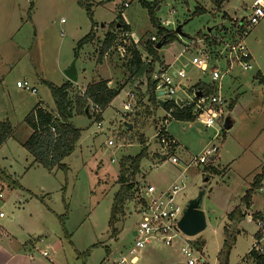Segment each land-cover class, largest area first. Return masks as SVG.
<instances>
[{
  "label": "rangeland",
  "instance_id": "374dc122",
  "mask_svg": "<svg viewBox=\"0 0 264 264\" xmlns=\"http://www.w3.org/2000/svg\"><path fill=\"white\" fill-rule=\"evenodd\" d=\"M253 1L159 0L155 17L159 22H172L168 31L174 32L180 25L185 37L180 38L181 43L158 50L160 61L153 64V80L158 81L160 73L183 70L185 79L175 81L186 89L176 88L175 100L190 102L196 85L214 89L211 95L225 101L223 121L228 119L231 124L226 128L218 122L205 128L198 121L171 120L148 100L143 70L129 69L126 48L134 43L146 66L150 58L144 45L151 37L158 39L139 0H89L91 19L78 0H0V122L7 121L12 130L0 146V190L4 197L0 202V228L6 231L0 233V264H117L121 258L128 264L133 257L137 258L135 264H186L178 239L172 247L154 241L144 250L129 254L134 248L132 233L140 222L133 203L114 224L115 236L108 227L112 200L119 189L120 161L138 154L142 145L148 157L141 162L135 183L160 191L182 181L184 186L176 196L182 208L203 190L201 211L207 228L186 238L204 242L200 250L205 261L218 264L224 229H228L235 236L228 264H240L258 232L256 223L249 222L247 216L255 219L256 214L264 215V179L262 191L254 192L249 209L240 206L253 178L264 171V19L244 39L251 69L233 64L228 70L226 54L220 59L212 56L204 71L190 61L202 49L210 52L204 38L208 30L221 35L218 29H229L233 18L247 19ZM124 2H129L128 8H123ZM197 8L203 14H194ZM119 17L129 28L125 52L112 47L97 62L105 35L120 29L114 28ZM93 24V41L77 49ZM163 58L172 63L171 71H167ZM73 62L77 80L71 97L98 79L109 82L111 88L120 84L125 88L99 114V120L90 116L95 115L92 107L89 118H72L70 123L79 132L74 152L63 160L65 171L48 172L39 165L31 166L32 158L22 146L30 134L25 118L37 104L56 113L44 81L60 86ZM214 68L222 75L217 82L211 80ZM18 81L34 87L36 94L17 88ZM155 93L159 101H166L158 90ZM127 104L130 109L123 110ZM156 126L158 130L164 128L165 136L176 143L178 166L162 159ZM213 145L218 148L214 160L182 172L192 157ZM238 206L244 216L233 225L228 215ZM261 243L264 245V238ZM87 251L89 255L83 256Z\"/></svg>",
  "mask_w": 264,
  "mask_h": 264
},
{
  "label": "trees",
  "instance_id": "16d2710c",
  "mask_svg": "<svg viewBox=\"0 0 264 264\" xmlns=\"http://www.w3.org/2000/svg\"><path fill=\"white\" fill-rule=\"evenodd\" d=\"M139 2L141 6L146 9L150 23L156 28L158 39L156 38V42L154 43L147 40L144 45V51H146L147 56L150 58L148 63L149 65L146 66L144 65V61H142L136 45L131 44L128 46L126 48V51L130 54L128 67L133 72L143 70L142 72H144L147 77L148 100L156 108L161 107L166 113H169L171 110L172 120L192 123L194 122V117L191 113V105L187 107H180L174 102L165 101L163 106H161V101L157 99L155 93L157 81L153 80V64L159 62L160 58L157 55L158 50L155 49V46L157 42H162L164 43V46H166L174 42H178L179 38L175 32L160 28L159 21L155 17V14L159 9V0H153L152 2L140 0ZM78 4L86 11L88 17L91 19L92 12L89 0H78ZM203 12V10L197 8L195 9L194 14H203ZM94 26L95 25L93 24L92 30L89 34L77 43V49L93 41ZM117 26H119L120 29L116 30V33H107L102 40L98 51L97 62H100L112 47L120 45L118 40L122 33H128L129 28L123 23L121 17H119L118 23L114 24V28L116 29ZM145 67L146 70L144 69ZM262 81L263 80L260 79V82ZM44 84L50 92L56 113L53 114L52 112L42 108L40 104H37L25 118V124L30 129V135L22 146L32 158V165H39L48 172L56 169L65 171L66 166L63 164V160L74 152L76 144L79 140L78 130H76L70 123L72 118L76 115L86 116L85 110L88 106L89 108L97 107L100 111L99 114H101L102 111L119 95L125 85L120 84L111 88L105 80H99L97 82L92 81L85 87L82 93H76L71 97L73 83L69 81L64 82L60 86H55L49 82H44ZM196 86V90L200 91L203 95L208 96L211 95V92H214L212 91L214 89L204 87L202 85ZM99 114L90 116L96 117L95 119L99 120ZM159 130L158 133L160 132V135H165L164 129L160 128ZM11 134L12 130L8 122H0V146L11 136ZM140 143L142 145V141ZM147 157V149L144 145H142L138 154L135 156H126L120 161L119 176L117 181L119 189L113 197L108 221V227L112 230V236H115L116 234L114 224L120 217H124L129 211L127 205L133 203V205L137 208V206L141 207L144 204V201L139 195L141 185H137L134 179L140 173L141 162ZM211 169L213 172H216V170L212 167ZM263 179L264 171L253 178L249 189L240 199V206H243L245 209H249L252 195L261 188ZM240 206L235 208L234 211L228 215V220L233 225L243 219L244 215L240 210ZM262 216L263 215L261 214L254 215L255 219H261ZM260 238L261 236L257 232L254 239L259 240ZM234 242L235 236L230 232V230L224 229V241L217 254L218 264H228V256ZM194 246L201 249L204 246V242L195 241ZM88 253V251L83 253V256H88ZM242 260H247L250 264H264V256L255 254L252 251L249 252Z\"/></svg>",
  "mask_w": 264,
  "mask_h": 264
},
{
  "label": "built area",
  "instance_id": "2783aa9c",
  "mask_svg": "<svg viewBox=\"0 0 264 264\" xmlns=\"http://www.w3.org/2000/svg\"><path fill=\"white\" fill-rule=\"evenodd\" d=\"M140 1V0H139ZM152 2L153 0H146ZM129 2L123 3V8H128ZM174 12L171 11L170 15ZM264 19V0H254L250 6V13L247 19L233 18L229 29H224L221 27L218 29V33L212 34L209 32L204 36L207 44L206 47L210 52L202 49L199 51V55L194 56L190 64L195 68L204 71L207 68V63L209 59L213 56L216 59L224 58L228 70L231 69L233 64L239 65L243 70L251 69L250 61L251 57L246 47L244 46V39L248 35V32L258 23ZM63 22V21H61ZM160 28L166 29L172 22L169 19L160 21ZM152 43L156 42L155 37L149 39ZM118 50L122 53L125 52V45L128 41V33H122L119 36ZM227 72V71H226ZM222 75L219 71L214 68L211 70V80L217 82L221 79ZM156 90L159 91V96H162L168 102H174L177 105L179 101L181 104L177 105L180 107L192 106V115L194 121H198L205 128H212L215 123L223 120L224 109L226 107L225 101L219 97V95H203L200 91H193V99L189 101H182L181 99H173L176 93V88L181 89L182 86L175 80L185 79V74L183 70L171 73H164L158 76ZM16 87L19 89L29 90L31 94H36V90L31 88L26 82H17ZM199 92L200 97L196 98L195 93ZM133 99V95H131ZM130 105H124L123 110H129ZM93 111L96 115L100 113L97 107H93ZM167 116L171 118V110L166 113ZM164 129V128H161ZM160 131V130H159ZM159 138V143L162 146L163 153L171 164L174 166L179 165V160L174 154L175 142L168 139L165 135H160L157 133ZM108 145H112L109 142ZM218 148L216 146H211L206 148L199 156H194L190 159L187 166L182 170L185 171L189 166L198 167L203 164H207L211 160H214ZM183 182H174L165 190L157 191L152 185H141L139 191L140 198L144 201L143 206L135 209L139 214L140 222L137 228L133 231L134 233V248L129 252L130 255L134 254L135 251L144 250L152 242L157 241L165 247H172L174 240L178 239L181 242L180 253L186 260V264H208L205 259L202 250L194 246V242L187 240L177 227L178 221L182 216L183 208L176 203V196L183 188ZM262 191V188L259 189ZM3 193L0 190V202H3ZM3 214L0 213V218ZM249 222H255L258 228V233L261 236L259 240H255L252 248L249 252H253L258 255L264 256V245L261 240L264 238V215L261 219H254L251 215L247 216ZM42 256H47L46 252L41 253ZM137 261L136 257H133L128 261V264H135ZM117 264H127L125 258H121ZM240 264H250L247 260H242Z\"/></svg>",
  "mask_w": 264,
  "mask_h": 264
},
{
  "label": "water",
  "instance_id": "95a60500",
  "mask_svg": "<svg viewBox=\"0 0 264 264\" xmlns=\"http://www.w3.org/2000/svg\"><path fill=\"white\" fill-rule=\"evenodd\" d=\"M179 38L185 37L181 32V26L179 25L174 31ZM209 33V32H208ZM164 46V43L157 42L155 49L160 50ZM64 76L67 81L75 83L77 80L75 71V62H73L70 67L64 72ZM195 97L199 98L200 93L196 92ZM164 102H161L163 106ZM178 105L181 103L178 101ZM85 115L89 118V106L85 110ZM130 128V126L128 127ZM165 159V156H162ZM212 161V160H211ZM204 191H200L196 198L189 200L183 207L182 216L178 221V230L186 237L192 238L203 232L207 228V223L203 212L201 211V201L203 198ZM134 236V233H132Z\"/></svg>",
  "mask_w": 264,
  "mask_h": 264
},
{
  "label": "crops",
  "instance_id": "0c3cea01",
  "mask_svg": "<svg viewBox=\"0 0 264 264\" xmlns=\"http://www.w3.org/2000/svg\"><path fill=\"white\" fill-rule=\"evenodd\" d=\"M157 20H158V19H157ZM124 21H125V20H124ZM158 21H159V20H158ZM126 24L128 25V23H126ZM208 32H209V30H208ZM178 38H179V37H178ZM178 42L181 43V42H180V38H179V41H178ZM133 44H134V43H133ZM163 57H164V56H163ZM0 58H1V56H0ZM163 61H164V66L167 67V71H169V70L171 71L172 63L168 64L164 58H163ZM0 68H1V65H0ZM1 73H2V72L0 71V76H1ZM99 80H100V79L96 80L95 82H97V81H99ZM66 81H67V79H66ZM66 81H65V82H66ZM105 81H106V80H105ZM18 82H19V81H18ZM44 82H46V81H44ZM178 83H179V82H178ZM62 84H63V83H62ZM62 84H61V85H62ZM109 84H110V83L108 82V86H109ZM179 84L182 86V89H186L185 86H184L182 83H179ZM121 85H122V84H121ZM109 87H110V86H109ZM194 87H196V86H194ZM31 88H34V87H31ZM124 88H125V86L123 87V89H124ZM123 89H122V90H123ZM122 90H121V91H122ZM216 90H217V89H216ZM120 93H121V92H120ZM120 93H119V94H120ZM126 94H127V93H126ZM118 96H119V95H118ZM115 99H116V98H115ZM115 99H114V100H115ZM114 100H113V101H114ZM113 101L111 102V104L113 103ZM111 104H110V105H111ZM110 105H109V106H110ZM109 106H108V107H109ZM223 120H224V119H223ZM223 120H222V121H219L218 124H220V125H221V124H224L225 127L228 128V127L230 126V124H231V121H228V119H226V121H223ZM98 125H100V124H98ZM130 128H131V126H130ZM155 128L158 130V127H157V126H156ZM226 128H225V129H226ZM164 131H165V130H164ZM29 135H30V134H29ZM28 137H29V136H28ZM26 140H27V139H26ZM174 153H175V152H174ZM127 156H129V155H127ZM31 166H32V164H31ZM171 184H172V183H171ZM168 187H169V186H168ZM164 190H165V189H164ZM161 191H162V190H161ZM0 233H2V234L4 235V234H6V231H5L3 228H0ZM203 247H204V246H203ZM29 252H30V250H29ZM7 263H9V262L5 261L4 264H7ZM33 263H34V262H32V263H27V264H33Z\"/></svg>",
  "mask_w": 264,
  "mask_h": 264
}]
</instances>
